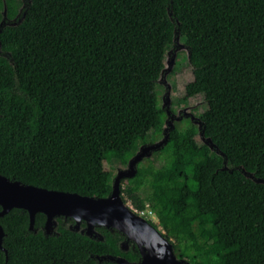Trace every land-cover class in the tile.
<instances>
[{"label": "trees", "instance_id": "1", "mask_svg": "<svg viewBox=\"0 0 264 264\" xmlns=\"http://www.w3.org/2000/svg\"><path fill=\"white\" fill-rule=\"evenodd\" d=\"M178 3L183 38L204 70V135L226 155L204 152L190 122L136 166L124 202L149 206L178 259L188 264H264V0H0V173L47 190L106 198V164L152 143L164 56L154 47ZM19 15L18 24L13 25ZM186 106V99L175 108ZM251 174L254 179L243 173ZM2 207L0 206V212ZM34 229L26 210L0 218V264L141 262L134 242L98 236L57 217ZM147 221L151 224V220ZM155 226V225H154ZM126 243V248H123Z\"/></svg>", "mask_w": 264, "mask_h": 264}, {"label": "water", "instance_id": "2", "mask_svg": "<svg viewBox=\"0 0 264 264\" xmlns=\"http://www.w3.org/2000/svg\"><path fill=\"white\" fill-rule=\"evenodd\" d=\"M162 144L143 146L130 160L129 170L120 171L113 182V190L106 198L82 196L76 193L47 190L33 185L22 184L10 180L0 173V218L11 210L23 209L29 213L30 229H34L35 218L38 213L47 217L45 232L53 233L57 217L72 218L75 221L74 229L86 223V234L89 237L97 236L95 228L105 227L117 230L126 236L127 242H134L141 254L138 264H185L178 259L168 239L153 224L134 214L121 198V182L132 178L136 174L137 164L149 153L157 150ZM4 230L0 225V249ZM123 248H126L124 243ZM118 264L129 263L123 258L113 257Z\"/></svg>", "mask_w": 264, "mask_h": 264}, {"label": "rangeland", "instance_id": "3", "mask_svg": "<svg viewBox=\"0 0 264 264\" xmlns=\"http://www.w3.org/2000/svg\"><path fill=\"white\" fill-rule=\"evenodd\" d=\"M25 7L29 0H21ZM178 3L175 2L170 10V17L160 35L158 44L154 47L156 53L164 56V65L155 70L153 74L154 80L161 87V113L158 122L153 126L144 128L143 133L146 134L152 143L149 145L162 144L157 150L146 155L140 162H144L146 158L152 157L153 152L171 145V139L175 138L179 132L190 122L194 124L198 130V139L202 144L204 152H212L218 156L217 163L220 168L227 170L226 155L219 151L217 142L204 135L201 114L206 107L205 93L207 87L204 80V70L200 67L196 51L198 44L196 42H188L183 38V33L187 30V26L180 21V13ZM23 15L12 22L13 25L18 24ZM4 23L0 24V28ZM186 99V106L183 108H175L176 103ZM122 150L116 152L113 161L106 164V169L111 172L112 179L116 178L120 171H128L129 163L124 165L122 160ZM130 162V161H129ZM139 162V163H140ZM246 177L254 179L251 174L243 171ZM123 179L121 186L124 187ZM257 182L264 181L255 179ZM113 184L105 187L104 192L111 194ZM127 206H133L131 201L125 199ZM153 225L161 232L165 233L157 217L149 219ZM55 225L52 231H54ZM84 231L79 226L77 229ZM96 233V232H95ZM98 236V234H97ZM185 264H188L185 262Z\"/></svg>", "mask_w": 264, "mask_h": 264}, {"label": "built area", "instance_id": "4", "mask_svg": "<svg viewBox=\"0 0 264 264\" xmlns=\"http://www.w3.org/2000/svg\"><path fill=\"white\" fill-rule=\"evenodd\" d=\"M126 203V202H124ZM134 214H136L137 216L141 217V218H144V219H152V218H155L156 215L155 213L149 208V206H146L145 209L143 210H140V209H137L135 208L134 206H127Z\"/></svg>", "mask_w": 264, "mask_h": 264}]
</instances>
